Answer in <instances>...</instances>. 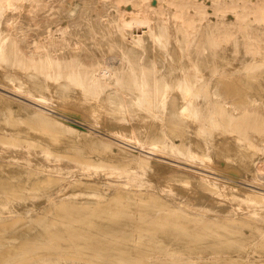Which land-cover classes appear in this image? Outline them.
Wrapping results in <instances>:
<instances>
[{
    "label": "bare ground",
    "instance_id": "bare-ground-1",
    "mask_svg": "<svg viewBox=\"0 0 264 264\" xmlns=\"http://www.w3.org/2000/svg\"><path fill=\"white\" fill-rule=\"evenodd\" d=\"M243 1L244 8L237 0H0L2 48L12 66L0 70V100L10 94L27 109L56 111L45 99L78 112L85 118L56 111L123 157L127 146L144 148L149 128L160 139L158 128L174 126L182 112L202 113L190 120L206 122L214 113L218 126L191 137L199 147L208 143L204 154L221 164L252 170L250 152H261L264 141V79L232 78L230 48L264 36V0ZM12 3L19 31L6 11ZM245 12L253 15L250 28ZM3 132L0 125V139ZM18 150L0 149V201L11 209L0 214V264H264V236L233 220L123 187L105 198L115 183L100 179L80 198L66 197L63 179L28 177L10 157ZM27 211L29 221L2 235L3 219Z\"/></svg>",
    "mask_w": 264,
    "mask_h": 264
},
{
    "label": "rangeland",
    "instance_id": "rangeland-1",
    "mask_svg": "<svg viewBox=\"0 0 264 264\" xmlns=\"http://www.w3.org/2000/svg\"><path fill=\"white\" fill-rule=\"evenodd\" d=\"M237 2L243 5V8L248 4L243 0ZM6 11L15 21L12 29L19 31L20 18L14 4L9 5ZM236 16L239 17V14H231V17ZM245 17L246 26L250 28L249 19L253 15L247 13ZM26 40L25 36L19 38L27 50L29 46ZM3 46L4 33L0 26V70L11 71L12 66L5 56ZM230 51L232 78L264 79V36L250 42L244 49L237 47L230 48ZM22 92L43 100L30 89H22ZM15 98L18 97L9 94L0 100V125L5 131L2 133L3 138L0 139V149H19L21 152L11 151L10 157L15 159L28 177L33 175L41 182L49 178L63 179L65 196L74 198H80L84 194V187L88 182L97 179L109 181L115 185L110 188L105 198H108L113 189L123 187L146 196L165 199L173 205H180L203 216L233 220L247 228L248 233L258 232L264 236V190L234 180L242 179L264 187V141L260 144L261 152L257 149L250 152L254 165L250 172L238 169L235 163L221 164L215 157L204 154L210 149L208 143H203L199 147L196 144L199 141L191 137L207 132L211 126H218L213 118L214 113L206 114L209 118L206 122L190 120L193 116L203 117L202 113L182 112L181 120L177 124L161 125L158 128L162 133L160 139L153 138L156 132L149 128L146 138L142 140L143 149L163 153L191 165L223 173L225 176L191 166H176L170 160L148 154L140 143H137L140 150L127 146L126 157L117 155L109 150L108 146H102L97 138L88 137L81 132L79 123L71 119H82L84 116L80 113L72 114L45 99L44 101L51 103L56 111L72 117L68 118L35 104L33 106L37 109H27L21 105L24 103L16 101ZM14 102H18V107H13ZM14 140L19 142L20 148L11 144ZM35 193L32 192L30 195L33 196ZM86 196L90 200L95 197L92 191L87 192ZM10 210L8 201H0L1 215L6 216ZM31 214V211H27L21 219L11 217L3 219L2 235L7 236L11 231L20 228L31 219L28 217ZM187 223L192 224L188 220ZM75 259L79 260V255L76 254Z\"/></svg>",
    "mask_w": 264,
    "mask_h": 264
}]
</instances>
